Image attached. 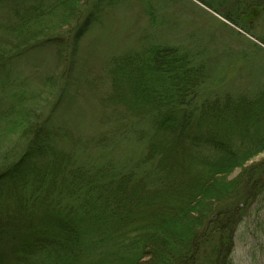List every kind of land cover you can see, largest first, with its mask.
Segmentation results:
<instances>
[{
    "label": "trees",
    "instance_id": "obj_1",
    "mask_svg": "<svg viewBox=\"0 0 264 264\" xmlns=\"http://www.w3.org/2000/svg\"><path fill=\"white\" fill-rule=\"evenodd\" d=\"M80 1L0 0V35L20 41L13 53L0 42V125L26 140L0 162V264H234L252 216V253L264 255V158L250 163L264 152V89L204 93L210 67L179 46L119 53L108 62L104 129L85 143L104 152L79 157L67 118L76 45L104 5L85 15L71 50L49 33ZM46 47L65 81L48 112L13 90L16 61ZM35 67L27 80L52 81Z\"/></svg>",
    "mask_w": 264,
    "mask_h": 264
},
{
    "label": "rangeland",
    "instance_id": "obj_2",
    "mask_svg": "<svg viewBox=\"0 0 264 264\" xmlns=\"http://www.w3.org/2000/svg\"><path fill=\"white\" fill-rule=\"evenodd\" d=\"M100 5H104L100 18L85 27L76 45L78 57L73 72L74 86L70 90L75 99L69 110L71 115H66L74 137L79 138L74 146L79 157L104 152V146L85 143L104 129L102 99L109 86L108 62L119 53L142 50L154 43L179 46L196 53L194 56L199 55L197 62L204 61L211 68L204 93L215 90L223 94L254 93L264 89V0H81L74 16L55 25L49 36L67 38V51L71 50V42L83 26L85 15ZM11 17L15 22L16 18ZM5 33L0 35V42L11 45L9 52H17L19 39ZM46 48L26 52L16 61L17 81L13 83L14 92L20 91L27 97L25 103L44 112L50 110L65 84L60 76L64 65L58 63L53 49ZM37 65L48 77L53 76L52 81L39 83L33 75L27 80ZM0 126V162L10 152L13 157L4 160L8 163L19 156L26 140L21 132L4 136L7 126L4 123ZM128 149L136 156L141 154V147L128 145ZM111 153L117 156L122 151L117 146ZM262 158L264 152L250 163ZM254 220V216L248 217L237 231L234 264H264V255L252 253L254 239L247 230L253 227Z\"/></svg>",
    "mask_w": 264,
    "mask_h": 264
}]
</instances>
